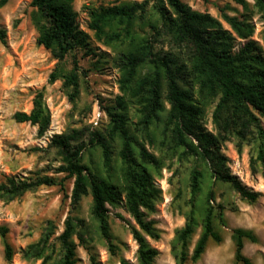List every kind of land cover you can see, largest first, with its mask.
Returning a JSON list of instances; mask_svg holds the SVG:
<instances>
[{"label": "trees", "instance_id": "obj_1", "mask_svg": "<svg viewBox=\"0 0 264 264\" xmlns=\"http://www.w3.org/2000/svg\"><path fill=\"white\" fill-rule=\"evenodd\" d=\"M8 0H0V7ZM245 6L243 0H233ZM256 10L264 15V0H253ZM73 0H32L36 44L48 50L56 61L48 83L63 81L72 101L78 94V78L85 72L78 65L77 51H91L88 35L79 29ZM88 29L94 38L112 52L111 63L118 71L119 95L112 104L101 109L102 117L94 130L88 127L54 134L48 144L60 158L54 173L73 178L70 204L75 207L90 196L89 218L93 228L111 247L109 209L124 208L135 222L130 233L137 244V264H155L158 252L146 238L157 240L159 231L152 220L160 190L154 184L150 168L160 164L159 158L147 151L145 141L160 153L194 160L188 178V211L185 223L174 238L173 255L176 264L196 263L209 241L221 243L218 226L225 225L226 206L215 203L217 184L228 186L241 201L255 203L259 192L245 188L232 175L228 160L222 154V143L234 139L237 150L252 145V174L258 173L264 183V54L251 40L253 25L247 19L223 16L235 36L207 13L193 11L181 0H129L117 5L86 7ZM167 39L169 50L158 53L155 45ZM236 39L243 44L234 49ZM0 42L4 31L0 30ZM71 54V68L64 66ZM164 104L168 106L165 109ZM214 104L212 120L216 133L203 124L206 109ZM135 109L134 122L129 110ZM165 117L161 119V114ZM105 117V124L102 118ZM13 120L36 126L42 137L49 128L50 114L41 92L33 99L29 113L16 112ZM161 122L157 131L151 127ZM99 151L101 164L83 161V155ZM208 174L210 186L203 202L196 209L197 194L202 179ZM61 186L47 174L32 173L29 177H9L0 183V201L9 203L27 191L41 186ZM198 215V216H197ZM197 218L199 222H197ZM201 233L191 254L189 244L197 225ZM88 227L83 220L68 215L62 233L54 238L51 222H47L41 237L19 251L22 259L41 260L40 264H76L73 237L84 242ZM8 230L0 227L4 260L9 262L15 251L7 240ZM234 264H252L242 254L244 241L256 242L248 230L234 229ZM90 264H97L90 256ZM120 264H128L120 260Z\"/></svg>", "mask_w": 264, "mask_h": 264}, {"label": "rangeland", "instance_id": "obj_2", "mask_svg": "<svg viewBox=\"0 0 264 264\" xmlns=\"http://www.w3.org/2000/svg\"><path fill=\"white\" fill-rule=\"evenodd\" d=\"M32 0H8L0 7V30L4 31V42H0V183L9 177H29L32 173L47 174L61 181V186H41L27 191L9 203L0 201V227L8 230L7 240L15 254L7 262L4 260L3 243L0 238V264H40L41 260H25L19 251L28 244L36 242L42 235L46 223L51 222L54 229L52 243H57L68 215L83 220L88 227L84 242L73 237L75 243L76 264H90V256L97 264H120L124 260L128 264H137V244L130 228H137L135 222L124 208L109 209V233L111 247L106 239L93 228L89 218L90 196L83 197L79 204L72 207L70 196L73 178L62 173H54L60 165V158L49 149L48 144L54 134L67 133L71 129L88 127L94 130L93 121L97 109L112 104L119 95L118 71L111 63L113 52L98 42L93 32L88 29L86 7L111 6L129 0H73L72 8L77 13V24L89 38L90 53L77 51L79 67L84 75L78 78V94L74 100L68 97V90L63 87L62 80L48 83L49 74L54 70L56 61L49 51L36 44L37 31L33 24L34 8ZM193 11L207 13L216 18L221 26L235 36L223 16L247 19L254 27L251 40L257 42L264 54V15L254 7L253 0H243L245 6L233 0H181ZM243 41L236 39L234 49L237 50ZM169 50L167 39H161L155 45L158 53ZM65 68H71V54L66 57ZM41 92L42 101L50 114V125L42 137L37 136L36 126L28 123H17L13 120L16 112L29 113L33 99ZM165 109L168 108L164 104ZM214 104L210 105L203 120L204 127L216 133L212 120ZM135 109L129 110V116L135 122ZM102 117V116H101ZM165 117V112L161 114ZM105 122V117L102 118ZM264 129V119L260 118ZM161 122L154 123L152 131H157ZM105 124V123H104ZM148 152L159 158L160 164L150 168L154 184L160 190V198L155 210L147 220H152L159 231V238H146L148 245L158 252L155 264H176L173 255V244L176 232L185 223L188 211V178L191 170L198 164L194 160L185 161L177 156L160 153L154 146L145 141ZM222 154L228 160V168L232 175L247 189L261 195L253 204L241 201L228 186L217 184L214 188L215 203L226 206L224 210L225 225L217 230L222 237L219 244L209 241L204 253L196 263L187 264H234V242L232 231L240 228L251 231L256 242L244 241L242 254L252 264H264V183L261 176V165H257L258 173L252 174L251 158L255 157L252 145H243L237 150L236 140L230 139L222 143ZM99 167L101 158L99 151L83 155ZM204 178L200 193L196 198V209L201 206L205 193L210 186L208 174L203 164ZM198 216V215H197ZM197 222L199 219L197 218ZM201 233L200 224L189 244L188 252Z\"/></svg>", "mask_w": 264, "mask_h": 264}, {"label": "built area", "instance_id": "obj_3", "mask_svg": "<svg viewBox=\"0 0 264 264\" xmlns=\"http://www.w3.org/2000/svg\"><path fill=\"white\" fill-rule=\"evenodd\" d=\"M102 114L101 112L97 109L96 111V115H95V118H94V121H93V125L96 126L99 119L101 118Z\"/></svg>", "mask_w": 264, "mask_h": 264}]
</instances>
